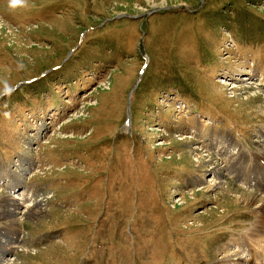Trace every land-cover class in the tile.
<instances>
[{"label":"rangeland","instance_id":"374dc122","mask_svg":"<svg viewBox=\"0 0 264 264\" xmlns=\"http://www.w3.org/2000/svg\"><path fill=\"white\" fill-rule=\"evenodd\" d=\"M0 17V163L31 160L11 171L34 194L0 191L23 202L10 264H243L264 0H0Z\"/></svg>","mask_w":264,"mask_h":264},{"label":"bare ground","instance_id":"6f19581e","mask_svg":"<svg viewBox=\"0 0 264 264\" xmlns=\"http://www.w3.org/2000/svg\"><path fill=\"white\" fill-rule=\"evenodd\" d=\"M166 5H170V3L166 4L165 2H161L160 5L155 4L152 6L158 7V6H166ZM115 13H121V12H115ZM2 18L0 17L1 20H2ZM3 25H4V23H3ZM55 121H56V118H55ZM262 158H264V153H263ZM250 161L254 162L253 156L250 158ZM263 161H264V159H263ZM260 167L264 168L263 162L259 161L258 163H253L252 169H253V175H255L254 176V183H250V184L246 183L245 185H255L257 188L261 189L258 186V184L262 185V182H261L262 179L259 178V175L264 173V171L260 172L259 171ZM31 168H32V166H30L29 170ZM257 171H259V174L257 173ZM8 173L11 174L14 178H12V177L10 178L8 176ZM251 174H252L251 171H250V173H247L245 180H247ZM1 175H3V176H1ZM19 179H20V177L17 176V172L11 171V169L5 168L4 173L1 172V174H0V180L1 181L5 182V181L11 180L14 182V183L9 184L10 191H16V188L18 187V185L20 183H23V182H20L21 179L20 180ZM211 187L221 188V186H219L218 183H215ZM24 188H25L26 192H22L20 194L22 196L21 200L26 201V199L29 198L28 196H30L31 194H32V197L34 198V194L32 193L31 189L27 186V184L24 186ZM224 190H225V188H224ZM257 200H258V197H255L254 199H251L250 202L254 203V202H257ZM18 201L19 200L16 199V197L15 198L2 197L0 199V204L4 206V208L0 214L1 219L4 220V224H2V226H0V230H4V231H0V233H1L0 234V264H10L9 258H6V257H10L13 253L15 254L16 249L19 247V245L22 246L24 244V242H23L24 239L22 237V229L20 226H18V222L21 221V220H19V217H20V214L22 212L21 208L23 207L22 206L23 202L20 203ZM233 201H234V203L236 202L238 206L241 204H244V203L248 204V202H249L248 199H243L241 197L240 198L234 197ZM246 204H244V205H246ZM262 205L264 206V203ZM28 207H31V206H28ZM258 210H261V211L257 212L259 218L253 222L251 230L246 231V233L248 235H240V236H238V234L233 235L234 237L238 236L239 241H238L237 245L241 249V252H242L241 254L243 256H244V254H246L245 258H243V260H242L243 264H250L252 261H254L255 257L260 259V262H261L260 264H264V247L262 245V244H264V243H262V240H264V212L262 210H264V209L260 208V206H259ZM43 213H44L43 210H40L36 207H31V208L26 209V212L24 213V215L27 216V218H31V220L32 219L38 220L42 216ZM16 226H18L19 230L15 228ZM6 232L10 233L8 235V239L4 238ZM246 238H248V240H249L248 242L245 241ZM230 239L231 238H229V240ZM229 240H228V242H229ZM241 240L244 241L245 243L243 242L241 244V242H240ZM234 245L231 246V249L234 247ZM229 247H230V245H228L224 248V251L226 252L227 255L223 258L227 259V260L231 259L232 256H236L235 254H233L230 251ZM236 249H238V248H236ZM222 262H223V260H222Z\"/></svg>","mask_w":264,"mask_h":264}]
</instances>
